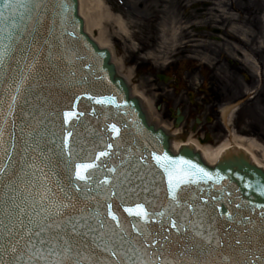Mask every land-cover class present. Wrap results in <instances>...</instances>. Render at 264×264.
I'll return each mask as SVG.
<instances>
[{
    "label": "water",
    "instance_id": "95a60500",
    "mask_svg": "<svg viewBox=\"0 0 264 264\" xmlns=\"http://www.w3.org/2000/svg\"><path fill=\"white\" fill-rule=\"evenodd\" d=\"M45 3L60 11L56 0ZM65 7L63 15L53 17L50 12L43 18L35 33V48L40 53H33L35 66L28 67L30 56L18 71L0 72V129L5 133L4 148L12 152L9 173L18 167L25 150L23 141L30 144L32 132L38 129L49 144L55 142L54 151L47 153L50 183L58 180L68 192L71 178L80 189L69 193L73 202L88 207L85 217L104 222L102 228L95 224L99 234L76 237L80 255L69 253L65 264H132L133 260L136 264H264V170L243 152L225 154L214 167L193 146H183L174 154L170 138L173 143L179 138L148 123L140 100L131 96L126 81L117 74L122 75L121 62L114 65L110 51L100 48L85 32L78 0H65ZM0 11L18 16L24 10L0 5ZM10 31L12 25L0 21V49L7 43L4 33ZM73 50L79 59L72 56ZM61 52L74 63L66 65L59 58ZM4 63L7 66V57ZM67 112L75 115L67 117ZM4 148H0V167L7 160ZM62 153L65 160L71 154L67 164L59 159ZM165 153L198 165L210 178L181 183L177 193L182 198L175 201L168 189V175L156 159L162 160ZM78 164L93 165L84 170L86 181L75 177ZM53 169L59 175L52 176ZM21 193L27 195L23 188ZM137 204H143L147 218L136 214L140 211ZM197 232L211 233L212 243ZM236 239L244 242L243 250ZM161 245L163 258L156 254ZM0 264H9L7 254L0 253Z\"/></svg>",
    "mask_w": 264,
    "mask_h": 264
},
{
    "label": "snow or ice",
    "instance_id": "6c2138e0",
    "mask_svg": "<svg viewBox=\"0 0 264 264\" xmlns=\"http://www.w3.org/2000/svg\"><path fill=\"white\" fill-rule=\"evenodd\" d=\"M56 3L60 8L59 12L49 9L45 0H22V2L21 0H0L3 9L24 10L18 16H6L3 11H0V21H8L12 25V31L5 32L3 35V40L7 43L4 44L3 49H0V72L10 74L18 71L30 56L32 63L28 64V67L31 69L35 66L33 53L40 54L35 48L37 40L35 33H38L39 26L43 25V18L48 17L50 12L54 17L63 15L67 11L65 0H56ZM51 23L54 24L55 19H52ZM30 35L32 39L29 41L27 38ZM25 42L27 47L24 46ZM72 56L79 59L74 50ZM6 57L8 58L7 66L4 63ZM59 58L66 65L74 63L71 56L65 52H61ZM98 102L111 103L112 101ZM65 115L72 117L75 113L67 112ZM112 128L114 131H118L115 124L112 125ZM4 135L3 129H0V148H4ZM71 135L72 133L69 132L68 136L71 137ZM21 139L23 140V137ZM29 140L32 145L31 150H29V141H23L25 150L17 162L18 167L13 168L11 173L8 170V161L11 160L12 152L4 148L7 160L0 167V193H2L0 195V253L7 254L9 264H33V262L39 264L41 260L44 261V264H65V261L70 259L69 253L74 256L80 255L78 251L80 245L76 237L87 236L89 233L99 234L100 229L95 224H99L102 228L104 222L95 221L94 216L85 217L84 213L88 207H77V203L73 202L69 193L79 192L80 189L76 183L71 182V178L67 186L68 192H65L64 186L58 180L55 184L50 183L51 177L48 169L51 157L47 153L54 151L55 142L52 141L49 144L38 129L32 132ZM41 141L45 142L41 144ZM109 147L111 146L109 145ZM14 148L15 145H13V150ZM64 155L62 153L59 159L67 164L70 162L71 154H66L69 157L68 160L64 159ZM156 159L160 161L161 167L168 175V189L177 202L182 198L177 193V188L181 183L187 184L195 182L197 179L210 178V174L205 169L182 157L173 159L165 153L162 160L159 156ZM92 166L91 164L75 165V177L79 181H86L84 170ZM56 175L59 173L53 169L52 176ZM21 188L27 192L26 196L21 193ZM19 200H22L23 204L18 202ZM136 207L140 209L136 213L138 216L148 217L143 204H137ZM189 207L191 208L192 205ZM111 215L115 220V214ZM172 226L173 228L177 227L175 221L172 222ZM245 231L247 232V229ZM196 235L204 239L206 243H212L211 233L204 236L197 232ZM155 243L154 240L153 244ZM235 244L241 250L244 249V242L240 239H236ZM162 249L163 245L156 251V254L163 258ZM247 251L251 252V246ZM25 257L27 260L24 259ZM132 264H136V261L133 260ZM166 264H174V262L166 261ZM249 264H255V261H250Z\"/></svg>",
    "mask_w": 264,
    "mask_h": 264
},
{
    "label": "flooded vegetation",
    "instance_id": "af4514ba",
    "mask_svg": "<svg viewBox=\"0 0 264 264\" xmlns=\"http://www.w3.org/2000/svg\"><path fill=\"white\" fill-rule=\"evenodd\" d=\"M187 1V45L176 43L172 58L152 79L164 85L160 107L174 119L180 109L184 121L198 120L195 130L202 142H219L230 134L231 125L239 133L264 136V80L254 73L252 63L264 65V49L259 48L264 46V2L250 15L249 0H231L241 14L237 26L246 43L230 35L231 22L203 12L212 7L206 1L217 0H175V11ZM136 69L139 74L152 71V64L140 60ZM229 105L233 107L226 111Z\"/></svg>",
    "mask_w": 264,
    "mask_h": 264
},
{
    "label": "rangeland",
    "instance_id": "374dc122",
    "mask_svg": "<svg viewBox=\"0 0 264 264\" xmlns=\"http://www.w3.org/2000/svg\"><path fill=\"white\" fill-rule=\"evenodd\" d=\"M258 1L251 0L247 4L251 9L250 15H252V8L258 4ZM206 2L223 8L226 15L230 13L235 17L239 16L238 9L235 6L231 7L230 0H217L216 3ZM189 3L187 1V5H185L180 2L178 12L175 11V0H88L86 6L91 10L94 34L100 35L102 33L106 43L131 69L133 77L130 82L131 87L137 92L143 93L146 98L153 100V117H156L155 120L164 123H170L172 119L168 109L160 108L163 101L160 99L159 93L164 90V88L162 89L164 85L154 83L152 80L154 75L149 72L138 75L135 68L128 63L146 59L153 61L156 69H162L165 62L172 58L176 43L187 45L184 40L187 41L188 39L185 38L188 31L183 26L188 24L184 20ZM206 11L215 12L217 18L224 19L223 15L218 13V8L211 7L208 9L205 7L203 12ZM175 26H178L176 31L179 30L176 35ZM262 78L264 79V76ZM167 93H171V91L167 90ZM152 121L154 120L152 119ZM194 125H196L194 118L189 119L179 127L175 125V130H178L182 136L179 138L180 141H186L191 136L192 139L196 138L192 131ZM231 132L233 135L222 138L220 142L212 144L211 147L217 148L223 142H228L234 137L242 135L232 130ZM252 139L251 141L258 147V157L264 162V136L261 138L252 136Z\"/></svg>",
    "mask_w": 264,
    "mask_h": 264
},
{
    "label": "bare ground",
    "instance_id": "6f19581e",
    "mask_svg": "<svg viewBox=\"0 0 264 264\" xmlns=\"http://www.w3.org/2000/svg\"><path fill=\"white\" fill-rule=\"evenodd\" d=\"M88 4V0H79V8H80V12H81V16L83 17L84 21H85V28L86 31L89 33V35L91 36V38L93 40H95L96 42L99 43L100 47L102 48H108L112 55H113V62H121V69H122V76L130 83L132 80V71L130 68H128L125 64V62L118 57L117 53L113 50L112 47H110L106 41L104 40V36L101 33L100 35H95L94 34V29L92 28V14H91V10L90 8H86ZM99 5V4H98ZM221 12L224 14V11L221 10ZM226 16V18H228L230 20V22L232 23V25L230 26V33L233 35V39H239L242 40L243 42L246 41V36L241 33V29L240 27L237 26V19L234 15H231L230 13H228V15L224 14ZM133 91V95L140 98L141 101L143 102V104L145 105V107L148 110V115L152 121V119L154 121H152L153 123L155 122V124L158 127H161L165 130H169V134L170 136L173 137H178L181 138V134L180 132H178V130H175V125H173L172 123H168V122H160L155 120V118L153 117L154 115L152 114L153 111V100L148 99L144 96L143 93L141 92H137L136 90L132 89ZM152 114V117H151ZM251 140L253 139H247L244 137H234L232 140L228 141V142H223L220 146H218L217 148H213L210 146H205L203 144H201L200 142H198L196 139H192V136L186 140V141H178L173 143V148L175 149V151H178L180 148H182L183 146H193L199 150H201L202 155L204 157V160L210 164V165H215L217 163V161L223 156L224 153L230 151V150H235V151H240L243 150L246 153H249V155L251 156L252 160L260 167L264 168V162L258 157L257 154V145L252 142ZM244 152V153H245Z\"/></svg>",
    "mask_w": 264,
    "mask_h": 264
}]
</instances>
